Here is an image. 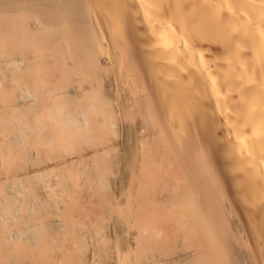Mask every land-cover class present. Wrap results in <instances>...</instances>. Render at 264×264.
<instances>
[{
    "label": "bare ground",
    "instance_id": "obj_1",
    "mask_svg": "<svg viewBox=\"0 0 264 264\" xmlns=\"http://www.w3.org/2000/svg\"><path fill=\"white\" fill-rule=\"evenodd\" d=\"M0 264H264V0H0Z\"/></svg>",
    "mask_w": 264,
    "mask_h": 264
},
{
    "label": "rangeland",
    "instance_id": "obj_2",
    "mask_svg": "<svg viewBox=\"0 0 264 264\" xmlns=\"http://www.w3.org/2000/svg\"><path fill=\"white\" fill-rule=\"evenodd\" d=\"M107 64H108V63H107ZM125 90L127 91V88H126ZM126 91L123 92L124 94H122V98H123V99H124L125 97L127 98ZM124 95H126V96H124ZM123 99H122V100H123Z\"/></svg>",
    "mask_w": 264,
    "mask_h": 264
}]
</instances>
